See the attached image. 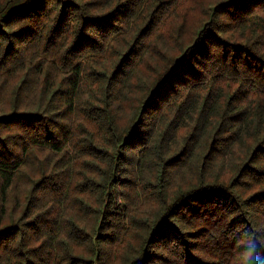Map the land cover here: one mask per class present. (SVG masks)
<instances>
[{"label": "trees", "instance_id": "obj_1", "mask_svg": "<svg viewBox=\"0 0 264 264\" xmlns=\"http://www.w3.org/2000/svg\"><path fill=\"white\" fill-rule=\"evenodd\" d=\"M0 264H264V0H0Z\"/></svg>", "mask_w": 264, "mask_h": 264}]
</instances>
